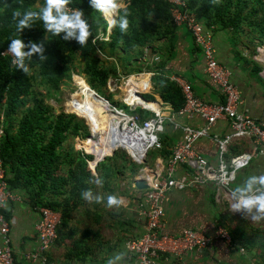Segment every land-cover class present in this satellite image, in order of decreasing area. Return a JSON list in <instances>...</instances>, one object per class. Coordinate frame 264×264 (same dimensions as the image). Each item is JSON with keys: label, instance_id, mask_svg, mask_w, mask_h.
Returning <instances> with one entry per match:
<instances>
[{"label": "trees", "instance_id": "1", "mask_svg": "<svg viewBox=\"0 0 264 264\" xmlns=\"http://www.w3.org/2000/svg\"><path fill=\"white\" fill-rule=\"evenodd\" d=\"M183 1L190 13L204 19L215 30L229 31L233 42L248 43L247 47L253 45V40L264 42V0ZM116 4L118 9L121 3ZM67 5L83 11L81 19L90 25L91 34L83 47L75 38L78 30L67 39H64L66 31L54 36L45 31L43 21L38 18L30 22V27L17 32L16 25L24 13H39L45 0H0V161L10 189L21 195L34 212L42 208L58 211L62 227L67 226L78 202L107 200L114 192L117 176L128 170L135 177L142 169L124 151L116 150L97 163L94 174L87 163L90 160L93 166L95 154L87 150L84 139L90 133L84 121L73 114L53 112L46 104L49 99L58 101L60 87L70 84L74 74L82 76L87 86L112 106L115 104L111 94L103 89L109 76H118L116 69L105 65L93 43L99 30L107 32V23L104 21L103 29L96 25L99 11L91 6V0H69ZM171 9L173 6L167 0H125L115 14L109 40L98 47L101 52L106 48L132 53L138 64L146 62L145 67L153 70L149 72L153 73L155 92L177 112L185 106L186 97L179 84L165 73L178 36ZM16 12L20 16L16 17ZM111 13L104 14L106 20H112ZM121 18L128 21L124 32L120 29ZM16 38L26 45L22 49L25 53L30 51V41L42 49L25 57L23 64L27 72L13 62V56L1 54ZM144 48H150V56H159L160 61L154 63L153 57L143 61ZM80 76L73 78V83H80L79 87L83 83ZM146 99L154 97L148 95ZM76 138L84 140L78 145L87 154L74 147ZM158 154L168 158L171 151L164 143ZM3 215L10 219L5 211Z\"/></svg>", "mask_w": 264, "mask_h": 264}, {"label": "crops", "instance_id": "2", "mask_svg": "<svg viewBox=\"0 0 264 264\" xmlns=\"http://www.w3.org/2000/svg\"><path fill=\"white\" fill-rule=\"evenodd\" d=\"M214 43L218 61L231 70L232 82L242 94L243 104L239 111L256 121L264 122V62H257L254 54H248L244 44L233 42L227 30H215ZM175 44L165 73L183 78L202 100L210 103L225 102L218 88L206 76L203 56L201 58L193 38L183 27L178 28ZM250 47L255 48L254 45ZM146 78L145 75L142 78L144 83ZM165 109L171 107L166 105ZM182 121L194 127L206 126V122L198 117ZM230 131L231 125L225 120L217 121L211 130L214 136H225ZM181 137L182 131L168 124L163 135L165 147L172 152ZM195 149L210 163H217L218 147L213 139L200 140ZM259 151V147L253 146L248 139L236 141L230 147L229 157L243 152L253 155L249 166L238 172L232 186L234 190L238 186L243 187L248 177L264 175V153ZM162 158L158 155L151 168L156 169L161 165ZM178 170L180 175L185 169L180 167ZM92 172L95 174V168ZM139 174L132 177L126 170L114 179L112 195L122 200L118 206L107 207V200L78 202L70 213L67 226L58 229L57 240L48 254L50 264L128 263V242L140 238L146 230L145 210L142 206L144 192L134 187ZM257 187L254 185L253 189ZM216 198L214 184L170 191L164 205L166 231L179 235L187 229H193L212 235L219 225H224L230 230L236 247L229 248L224 242L216 240L209 248L191 252L182 260L164 256L157 264H249L252 261L264 264V214L258 213L256 208L240 210L234 214L227 200ZM5 212L10 216L11 249L15 263L29 264L25 256L36 246L34 224L38 212H34L24 200L7 207ZM254 216H261V219L254 221Z\"/></svg>", "mask_w": 264, "mask_h": 264}, {"label": "built area", "instance_id": "3", "mask_svg": "<svg viewBox=\"0 0 264 264\" xmlns=\"http://www.w3.org/2000/svg\"><path fill=\"white\" fill-rule=\"evenodd\" d=\"M167 2L173 6V9L170 10L173 24L178 28L187 27L190 30L193 41L203 56L205 74L218 88L225 102L210 103L202 100L195 96L190 85L183 78L172 76L171 80L181 86L186 97V104L180 111L166 114L163 108L158 107L157 110H154L140 101L128 103L121 100L124 106L133 113L132 115L113 107L117 115L126 118L127 127L130 129L128 144L118 148L123 149L128 158L137 165L144 166L151 151L163 149L162 134L165 133L167 124H172L176 129L182 131V137L176 142L172 155L168 159L162 158V164L158 165L156 169L149 171L151 168L145 167L140 171L138 179H146L150 186L144 191L142 198L146 230L140 238L128 242L129 260L127 264H157L159 259L164 256L182 260L191 252L209 248L216 240L224 242L229 248L236 247L230 230L224 225H219L212 235L193 229H187L179 235L168 233L164 207L166 196L172 190L183 191L194 185L214 184L216 197H222L224 194L230 203V210L237 213L238 211H234L231 207L237 202L232 197V186L238 172L249 166L253 155L243 153L228 158L229 148L236 141L246 138L253 146L259 147L260 153H264V122L256 121L245 112L239 111L243 104L242 94L232 82L231 70L218 61L214 43L215 29L207 27L196 14L190 13L183 0H167ZM64 10L72 13L74 9L66 5ZM116 11L112 14L111 22L115 20ZM101 14V19L109 27L110 21L105 19L104 13ZM109 34V31L104 34L99 30L93 40L97 53H101L98 44L106 42L109 39ZM1 54L13 56V62L16 64L17 58L7 49ZM147 54L148 50L145 48L143 60ZM152 61L159 62L160 57L155 55ZM150 75L153 76V73ZM262 77L264 79V72ZM133 94L139 96L141 101L148 102L141 98L136 89ZM137 110H140V113ZM174 115L177 117H200L205 120L206 126L194 128L186 123L176 121ZM219 120L229 121L231 131L224 138H214L218 146V158L217 163L212 164L205 156L196 152L194 146L203 138L213 137L212 126ZM87 163L93 171L95 164L91 166L90 160ZM180 167L185 170L179 175ZM7 179L6 171L0 161V264H16L11 249L10 222L5 219L3 212L11 205L20 204L23 197L10 189ZM256 189H253L249 195H258ZM60 223L61 215L58 211L46 208L38 210V219L34 224L36 246L31 253L25 256L29 264H50L48 254L57 240ZM240 251L244 252V249L240 248ZM249 264L260 263L252 261Z\"/></svg>", "mask_w": 264, "mask_h": 264}, {"label": "rangeland", "instance_id": "4", "mask_svg": "<svg viewBox=\"0 0 264 264\" xmlns=\"http://www.w3.org/2000/svg\"><path fill=\"white\" fill-rule=\"evenodd\" d=\"M118 1H119V3H121V6L118 9L112 10L111 11L112 12L111 14H114V12L116 10H119L122 7V2L123 3L125 2V0H118ZM118 1H116V2H118ZM101 15L102 14L99 12L98 13V17H97L96 25L100 29H103V28H105L106 23L104 22V20L101 19ZM202 22L207 27H210V28H213L214 29V27L212 25H208L204 19H202ZM183 30L185 32H188L191 35V37L193 38L190 30L187 27H183ZM244 45H245V51L248 54H254L257 62H263L264 61V50H263V48H264V42L263 43H259L258 40H253V45L255 46V48L249 47L247 49L246 47L248 46V43L247 44L244 43ZM197 49H198V52H199L200 51L199 48H197ZM144 50H145V48H144ZM146 50H148V54L146 55L147 56V59L145 57V60L148 61L151 57H153V55L150 56V53H149L150 52V48H146ZM262 50H263V54H262ZM123 53H125V52H123ZM123 53H120L118 50L111 51V50L106 49V48H104V50L101 53H97L98 56H100L103 60H105L104 63H105L106 66H108V67L110 66V67L116 69V72H117V75H118L116 77L115 76H109V78L107 79V82H106V86L103 89L104 91H107L108 93L111 94V101L115 103L114 104L115 106L114 105L113 106L115 108L119 109V110L122 109L128 115H132L133 113L130 112L129 109L127 107H125L124 104H123V102L120 100L121 97H122L126 102H128V100H129L130 97H134L135 96L132 93L133 90H134V87H132V86L134 84H132V83L129 84V83H127V81H129V79L131 77H138V76H141V75H148L149 77L146 78V82H148V83L145 82L146 83V86L143 85L142 91H138L137 89L136 90L138 91V93L140 94V96L144 100L148 101V103H153V104L155 103L156 105H158V107L163 108L166 114L167 113L168 114H174L175 111L173 110V108L171 107V105L165 103L162 100V98L160 97V95L158 93H156L155 90H154V85H153L152 80H151L152 76L150 75L151 72H149V71H153V70H149V67H147V68L145 67L146 65L144 63H146V62H144L142 64H138L137 61L135 60V58L133 57L132 53H130V54H123ZM143 55H144V53H143ZM199 55L201 56V52L199 53ZM262 57H263V59H262ZM201 58H202V56H201ZM204 67H205V64H204ZM138 70H140L142 72H139ZM74 76H80V75L74 74L72 76V78H71L72 80H71L70 84L60 87V94L57 96L58 101H56L55 98H53V99H49L48 101H46V104H48V105H50L52 107L53 112H60V111H62L65 114H73L75 116L77 115L79 119H82L84 121V124L88 127L89 133L92 134V136H93L94 133L96 132L97 128H98V124L80 106V99H81V96L83 95V93H88V94L92 95L93 97H95V92L92 91L87 86V83L85 82L86 80L82 76H80V77L83 78V81H82L83 83L81 84L80 87H79L80 83H78V84L73 83ZM170 78H171V76H170ZM187 84L190 85L189 83H187ZM127 87L131 88L130 89L131 90V94H127L125 92V89ZM190 87H191V89H193L191 85H190ZM121 89H123V90L121 91ZM145 89H148V92H143V90H145ZM148 95L149 96H153L154 99H149V100L146 99V96H148ZM166 105L170 106L171 109H165ZM174 118H175L176 121H178L180 123H185V122L182 121V119L183 120H190V119H193L194 117L193 118L192 117H177V115H174ZM184 118H186V119H184ZM198 118H200V117H198ZM203 121H205V120H203ZM186 124L189 125V123H187V122H186ZM230 125H231V123H230ZM190 126H192V124ZM192 127H194V126H192ZM194 128H202V127H194ZM165 132H166V130H165ZM163 135H165V133L162 134V137H163ZM212 136L213 137L208 138V139H213L214 140L215 137H219V138H224L225 137V136H214L213 134H212ZM90 139L91 138L84 139V140H86L87 150L90 151V152H92V150H93V152L95 154L96 153V147L94 146V144H92V141ZM84 140H82L80 138H76V139L73 140V144L75 145L74 147L77 148L79 151H82L83 153L87 154L86 151L84 150V148H82L80 146V149H79V145H78L79 141L82 142ZM70 142L71 141H69V143ZM163 144H164V142H163ZM196 144H195V146H196ZM195 146H194V150L196 151ZM173 148H172V152H173ZM117 150L124 151L123 149H120V148H118ZM158 152L159 151H151L149 153V155H148V161L146 162V164L144 166H141V165H139V166H141L142 168H145V167L151 168L152 167L151 165L154 163V160L157 159V156L159 155ZM172 152H171V155H172ZM229 153H230V148H229ZM243 153H248V152H243ZM243 153H240V154H243ZM155 154H157V156ZM237 155H239V154H237ZM110 156H112V155H110ZM233 156H236V155H233ZM227 157L230 158L229 156H227ZM168 158H165V159H168ZM217 158H218V151H217ZM150 159H152V160L150 161ZM93 163H94V161H93ZM151 169H153V168H151ZM236 180H237V176H236ZM235 182H234V184H235ZM232 189L234 191V188H232ZM254 189H256V188H254ZM215 194H216V191H215ZM237 195H239V194H237ZM216 200H223L224 201V200H227V199L224 197V194H223L222 197H217ZM234 214H236V213H234ZM257 224H260V223L258 222Z\"/></svg>", "mask_w": 264, "mask_h": 264}, {"label": "clouds", "instance_id": "5", "mask_svg": "<svg viewBox=\"0 0 264 264\" xmlns=\"http://www.w3.org/2000/svg\"><path fill=\"white\" fill-rule=\"evenodd\" d=\"M69 3V0H45V6L40 10L39 13L34 11H27L24 13L23 18L19 19L16 30L21 32L24 28L30 27V22L34 19H40L43 21V27L45 31L51 32L54 36H59L62 31L67 32L68 37H72L78 30V36L76 40L83 47L86 44L90 36V25L86 20H82L81 16L84 12L81 10H73L71 14L65 11V6ZM91 6L98 10L100 13L108 14L110 11L117 8L116 0H91ZM55 12V15L53 14ZM117 12V11H116ZM15 16H20L19 12L15 13ZM115 24V21L110 22V28ZM108 25V24H107ZM128 28V21L126 18H121L120 29L122 32L126 31ZM30 51L25 53L22 51L26 45L23 44L20 38L12 39L8 46V51L14 54L17 58L16 63L19 67L23 68L25 72L28 71L24 67L23 61L25 57H30L32 53H39L42 51L35 43L29 42ZM95 168V167H94ZM258 185L259 187L256 191L258 195H249L253 192V186ZM239 194V195H237ZM87 195V194H85ZM232 197L236 199V203L232 204L231 207L234 211H239L241 209L251 210L256 208L258 213L264 214V175L261 176H250L245 182L243 187H236L232 192ZM99 199V198H98ZM122 200L114 195H109L107 197V207H112L113 205H120ZM254 221L261 219V216H254L252 218Z\"/></svg>", "mask_w": 264, "mask_h": 264}, {"label": "bare ground", "instance_id": "6", "mask_svg": "<svg viewBox=\"0 0 264 264\" xmlns=\"http://www.w3.org/2000/svg\"><path fill=\"white\" fill-rule=\"evenodd\" d=\"M263 50H262V54H263ZM145 76L149 77L148 75ZM143 77L144 75L138 77H131L129 81H127V83L134 84L133 85L134 89L142 91L143 85L146 86V84L142 80ZM130 89L131 88L127 87L125 89V92L127 94H131ZM122 90L123 89H121V91ZM135 96L130 97L128 103H134L135 101L136 102L140 101L145 106L152 107L154 110L158 109V106L156 104H149L148 102H143L141 101L139 96L138 97ZM95 98L92 95L85 93L81 96L80 99V106L98 124V128L93 135L94 139L93 138L90 139L92 141V144H94V146L96 147L93 166L96 163V160L101 159L103 156L104 157L110 156L112 151L118 147L126 146L128 144V137L130 135V129L127 127L126 118L120 117L115 113L109 112L102 103V101L96 100ZM120 100L125 101L122 97Z\"/></svg>", "mask_w": 264, "mask_h": 264}, {"label": "water", "instance_id": "7", "mask_svg": "<svg viewBox=\"0 0 264 264\" xmlns=\"http://www.w3.org/2000/svg\"><path fill=\"white\" fill-rule=\"evenodd\" d=\"M108 31L110 32V31H111V28H110V30H109V28H108ZM92 91H93V90H92ZM94 92H95V91H94ZM95 97H96V98H95ZM95 97H94V98H95L96 100L102 101V103L104 104V106L107 108V110H108L109 112H111V113H115V114H116V112L114 111V108H113L114 106H112L111 103H110L107 99L101 97V96L98 95L96 92H95ZM141 98H142V97H141ZM76 116H77V115H76ZM77 117H78V116H77ZM88 138H93L92 134H90ZM115 151H116V149L112 151L111 155H113ZM104 158H105V157H102L101 159L96 160L95 166L97 165V163H99L100 161L104 160ZM134 186H135L136 189H138V190H140V191H144V190H147V189L150 188L149 183H148V181H147L146 179H141V180L138 179V180H136Z\"/></svg>", "mask_w": 264, "mask_h": 264}]
</instances>
